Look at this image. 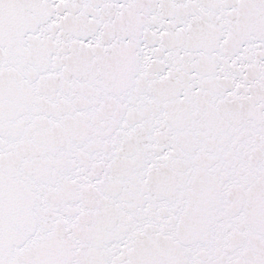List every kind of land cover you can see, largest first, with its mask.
<instances>
[{"label":"snow or ice","instance_id":"snow-or-ice-1","mask_svg":"<svg viewBox=\"0 0 264 264\" xmlns=\"http://www.w3.org/2000/svg\"><path fill=\"white\" fill-rule=\"evenodd\" d=\"M0 264H264V0H0Z\"/></svg>","mask_w":264,"mask_h":264}]
</instances>
